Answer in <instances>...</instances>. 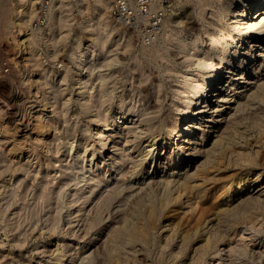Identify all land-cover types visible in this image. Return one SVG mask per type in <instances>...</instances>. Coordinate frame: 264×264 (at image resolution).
<instances>
[{
    "label": "rangeland",
    "instance_id": "374dc122",
    "mask_svg": "<svg viewBox=\"0 0 264 264\" xmlns=\"http://www.w3.org/2000/svg\"><path fill=\"white\" fill-rule=\"evenodd\" d=\"M159 1H161L159 2V8L162 11V17L145 18L139 25L128 29L113 22L109 1V6L106 9L104 8L102 12L103 16L90 17L88 22L85 21V18L92 11L94 0H55L50 9L47 25L34 32L30 28V23L35 16L34 4L31 6L32 13H29L28 17H23L21 25H19L20 19H16L15 0H0V79L5 81L8 88L14 93L11 102L20 111L19 116H16L17 118L7 121L5 106L0 101V264H57L56 262L61 254H65L66 260L62 261L65 264H207L205 261L207 259H210L209 264H221L218 258L215 257L217 249L223 250L225 257L223 264H264V200L262 202L256 196L261 190H264V97L262 100L256 98L252 103L253 107H251L252 104L248 107L245 106V108H241L242 111L240 109L234 114L235 104H238L236 102L242 103L241 100L245 101V99L242 96L233 97L229 103L230 109L227 108L224 114L215 117L219 121H215L208 131L206 144L213 140L214 136L217 138L223 127L224 131L226 130L233 137L234 142H231L232 144L236 145L243 140L246 141L245 136L252 135L249 138L253 139L251 141L253 145L245 147L243 153H232L233 156H230V159L227 156L218 159L217 163L220 166L216 172L213 171L215 176L211 178L212 180L210 177H195L189 183L193 189L189 188L191 189L189 190L184 187L185 189L182 188V192L178 196V192L175 193L176 191L162 190L161 181L157 180L163 178V176H158L159 173H164L162 167L165 162L162 158L155 168V162L150 166V170H157L153 173V176L157 177L145 180V182L148 181L149 186L144 182L140 184L142 190L138 188V190L131 191L129 189L133 192L132 194L128 190L129 187H125L126 185L131 187L132 184H135L133 188L137 186V180L135 182L129 176L130 173L125 172L130 171L137 162L136 160L143 156L141 154L145 152L147 147L145 144H149L150 137L153 134H156L157 137L159 135L161 138L158 139L155 147H162L165 139L170 134L167 129L173 127L183 110L195 99L191 91L192 88L196 87L203 77L214 68L215 60L213 61V57L216 58V65L220 63V57L223 55L220 46L223 41L230 42V46H234L241 41L242 34L233 29L234 23L232 20L234 18L230 17L231 10L241 7L246 1L248 2L246 6L248 8L254 0H232L231 2L230 0ZM251 9L253 11L255 7ZM175 11L180 12L179 16L173 17ZM19 26H22V30H19ZM91 27H96L92 31L94 34L87 30ZM21 31L25 35L23 36L24 39L28 38H26L25 43L18 42V38H23L20 37ZM212 34L215 35V40L209 47L210 53L206 52L207 48H204L200 53L202 61H195L197 54H199L196 52L199 51L201 45L195 46L192 50L186 48L184 49L185 52H180V41H189L194 36L209 38ZM97 36L100 37L101 41L95 47L96 50L87 52V63L83 64L84 66H76L74 55L82 49L83 44L88 42L90 38L93 39ZM254 52L261 60L262 58L258 55L259 51L254 50ZM186 54L191 55L187 56ZM108 62L111 63L108 64ZM107 65H109L108 68H103ZM93 67L97 68L92 73L90 69H93ZM263 68L264 66L260 70ZM97 71L98 73L101 71V76L96 73ZM251 74L248 76L254 75V73ZM259 75L261 77L259 81H264V76H261L263 74ZM102 78L105 79V82ZM84 79L86 80L85 83H81ZM254 79L257 78L254 77ZM249 87V85L246 86L247 89ZM80 90L86 92H80ZM88 90L91 91L88 92ZM84 93L85 95L91 94V100L86 105H82ZM102 96L106 99L103 97L105 101H101V103L98 99ZM94 97L95 99H93ZM40 99H43L42 103ZM22 100L23 102H21ZM95 100L98 102H94ZM91 103H94L95 110L99 108L96 107L97 105L100 106L97 115H101V119L104 117L110 120L119 108L126 112V119L117 124L116 134L112 129L105 132V134L108 133L106 136L112 133L115 135L114 138L110 137V147L114 141L119 140L118 134L124 130L125 125L130 127L133 125L134 130L136 127V131L138 129L142 131L138 130L136 137L131 136L128 138L131 139L127 142L126 148V152L130 157L129 161L127 160L118 169L116 168L118 171L110 169L107 172L110 182L108 181V185L100 186L99 198H92V202H86L83 205L77 199H79L78 197L82 198L81 193H78L80 187L83 186L81 182H84L85 177L75 188L74 185L69 188L62 185L64 190L62 189L61 192L59 191L60 185L65 184L64 181L66 182L69 177L54 178L63 167L69 166L72 161L78 160V156L81 157L80 153L82 154L84 150L82 157H85L87 166L93 165L91 163L94 159L88 163L92 156L95 158L97 155L93 148V145L95 147L97 143V138L93 135L92 137L90 131L95 125L94 123L89 124L90 114L94 110L90 107ZM52 105H54L53 108ZM85 106H89V108L85 109ZM194 109L195 112L191 114L192 116L189 115L188 119L178 126L170 138L167 139V144L171 143L168 150L177 148L179 144H182L184 137L182 131L185 128L193 124L199 125L196 124L201 119V115L197 112L199 105H196ZM101 110L102 112H100ZM228 112H232V114ZM61 113H64V115L62 114L63 117ZM35 115L37 118L41 117V121L44 122L42 124L46 126L42 125V128H47H43L45 131L48 130L46 133L42 128V130L39 129L40 131H35L36 133H31L37 119ZM22 116L23 120L28 122L25 125L29 129L26 128L25 131L17 132L16 129L12 128L14 125L12 123L15 120H20L19 117ZM45 117L47 119H44ZM237 117H240L237 120L238 123L236 121ZM99 121L102 122L103 120ZM105 122H99L101 128L104 127ZM256 122L259 124L256 125ZM230 123H235L236 127ZM149 127L150 129H148ZM232 127L235 128L232 129ZM257 127L258 130L256 131ZM199 128L194 127L191 132H198ZM238 129L244 132L241 138L238 136L240 134L236 133L239 131ZM67 133L70 135L67 136ZM71 133L73 134L71 135ZM245 133H248L249 136ZM146 135L147 137H145ZM56 138L58 139L57 142ZM65 139L67 143H65ZM4 140H7L6 143H2ZM40 141L41 144H38L37 142L40 143ZM138 146H141V148ZM15 147L16 149L19 148L17 149L19 151ZM230 148L226 150L229 151ZM55 153L56 155H54ZM110 153L108 152V155H106L104 151L101 152L96 157L95 162H101L102 164L104 161L99 162V160L102 157H106L105 160H107ZM234 155L235 159L232 161ZM232 162L236 163L232 165ZM182 163L186 164V161H182ZM47 164L51 168L48 171ZM149 165L150 163H146V167ZM106 168H109V166ZM189 168L190 166H188ZM102 172L105 171L102 169ZM88 173L85 175L87 176ZM255 173H260L261 180L250 188H254V191L251 192L252 200L249 197L250 193H246L248 187L244 189L245 192L240 193V198L238 196L237 200L233 202L235 204H232L233 207L229 206V209L225 208L226 211L221 212L220 209L225 205L221 202L223 200L221 198V200L215 202L212 200L215 198L214 194L215 190L219 188L218 186L227 184L234 174H245L248 178H252ZM150 181L154 183L150 184ZM54 182L55 184H53ZM129 182L130 184H128ZM59 183L60 185H58ZM144 184L148 186L147 188L144 187L145 190L142 187ZM113 186L115 187L112 188ZM120 187L121 189H119ZM258 187L261 190L255 191ZM56 188L61 194H64L62 197L59 196L63 198L62 200L57 197L63 203V206H60L61 203L57 198H52L58 196V194H54ZM76 188L78 189L73 190ZM117 189L119 190L117 191ZM200 189L204 192L202 193ZM120 190L122 191L120 192ZM76 191L79 192L76 193ZM167 191L171 194L169 192L170 195L165 194ZM49 192L55 196L50 194V198L47 196L49 194H46ZM185 194L187 195L185 196ZM173 197H176V199ZM254 197L257 199H254ZM167 198L169 199L167 200ZM187 198L191 199L190 202L186 201ZM253 199L257 202H252ZM75 200L77 202L74 207L67 208L69 206L68 201ZM79 200L81 201V199ZM96 200L99 202H96ZM45 201H47L46 204ZM48 201L51 203L48 204ZM191 203H194V205L197 203L198 205H195L196 208L192 205L191 207L194 209H188ZM50 204L52 207L48 206ZM150 207L153 208L152 216H148ZM198 211H200L199 216L202 215L201 217L198 216ZM58 213L60 220L57 219ZM216 213L217 216L219 215L218 217ZM77 214H80V216ZM76 218L78 219L76 220ZM52 219L58 220V225L54 223L55 221L51 222ZM69 222L71 224H68ZM165 223L167 225H164L162 229L160 225ZM91 225L93 230H90ZM45 226H47L46 231ZM95 231L97 232V238L92 240V237L89 236ZM170 232L171 234H169ZM235 235L238 236L235 237ZM86 238H90L92 242L85 244ZM80 239H84V242H81ZM204 239L208 242H205ZM36 243L42 245L39 246ZM244 243L246 247H250L246 248ZM37 245L39 246L36 247L38 249L35 248ZM243 248L244 250H242ZM80 256L82 257L80 258L81 261L78 259Z\"/></svg>",
    "mask_w": 264,
    "mask_h": 264
},
{
    "label": "bare ground",
    "instance_id": "6f19581e",
    "mask_svg": "<svg viewBox=\"0 0 264 264\" xmlns=\"http://www.w3.org/2000/svg\"><path fill=\"white\" fill-rule=\"evenodd\" d=\"M232 0H230L231 2ZM35 0H15V9L17 11V17L16 19H20V23H18L19 25H21V21L23 20V17H28L29 13H32V10H31V6L34 4ZM236 2V1H235ZM247 1L245 4H243L241 7H238V8H235V9H232L231 12H230V17L233 19L232 22L234 23V26H233V29L237 30V32H240L242 34L241 38H240V42L234 46H230V42H225L223 41V43L221 44V51L223 52V55H221L220 57V63L216 65V58L213 57V61L215 60V66L214 68L207 74L203 77V79L197 84L196 87L192 88V94L193 96H195V99H193L192 102H190L188 104V106L183 110L181 116L179 118H177V120L175 121L173 127H169L167 129V131L170 132L169 136H167L168 138L165 139V142L163 143L162 147L161 148H157L155 147V144L156 142L158 141L159 138H161L159 135L158 137L156 136V134H153L150 139H149V144H145L146 149H145V152L141 155L140 158H138L134 164V166H130L132 167L131 170L125 173H130L129 176H131L134 181L136 182L137 180V186L133 188V185L135 184H132V188L128 185H126L125 187H129L128 190L130 189L131 191L133 190H142V188L140 187L142 183L145 182V180L147 178H151V177H157V176H153V173L156 172L157 170H150V166L153 162H155V165H154V168L156 167V164L162 159L164 158V162H165V165H163L162 168V171L164 170V173L161 174L159 173L158 176H163V178H160V179H157L158 181H161L160 185L162 187V190L163 189H168L169 191H176L175 193L178 192L177 196L180 195L182 192V188L186 187V189H189V188H192L191 185L189 183H191L190 181L194 180L195 177H210V179L215 176L214 173L216 172V170L219 169V166L218 163H217V160L220 159L221 157L223 156H227L229 159H230V156H233L232 153H235V154H240V153H243L244 152V148L245 147H248L249 145H253L251 144L252 142V138H249V137H252V135H248V133H245L246 135H248L249 137L245 136L246 137V141L243 140L241 141L240 143L238 144H232L234 141H233V137L222 127V132H220L217 136V138H215L214 136V139L209 141L207 144H206V141L208 140V131L210 130V128L214 125V122L215 121H219V120H216L215 117H217L218 115H222L224 114L225 110L227 108H229V103H230V100H232L233 97H244L245 101H242V103L240 102H236L238 104H235V112L233 110V114L234 113H237V111H240V109L242 108H245V106H251V104L253 103V101L257 98L258 100H262V98L264 97V81H259L261 80V77L259 74H263L261 76H264V68L260 70L261 67L264 66V0H254L252 1V4L251 6H249L248 8L246 7L247 6ZM108 0H94V3H93V8H92V11L89 13V16L86 15V18H85V21L87 20L88 21V18L90 17H102V12L104 10V8L106 9V7H108ZM254 8L255 9L252 11L251 8ZM180 12H173V17H177L179 16ZM89 22V21H88ZM189 22V21H188ZM190 23V22H189ZM231 25H233L231 23ZM192 26V25H191ZM96 28V27H94ZM94 28H87V30L89 31H93L95 30ZM19 30H22V26H19ZM209 32V31H208ZM98 33V32H97ZM96 33V34H97ZM26 34V33H25ZM92 34H94V32H92ZM25 35H23L22 31H21V35L20 37H23ZM92 37V36H91ZM27 38V37H26ZM24 39L23 38H18V42L19 43H25L26 40L28 39ZM236 39V38H235ZM213 40H215V35L212 34L209 36V38H203V37H199V36H194L192 38L189 39V41H186L184 42L183 40L180 41V52H185L184 49L186 48H191V50L195 47V46H199L201 45L199 51L197 50L196 53H199L197 54L196 56V59L195 61L197 60V62H200L202 61L203 59H201V55L200 53L202 52V50L205 48L206 49V52L207 53H210L209 51V47H211L212 45V42ZM100 37L97 36L93 39H89L88 42H86L85 44H83V47L82 49L78 50V52L74 55V64L78 67H80V65L84 66L83 64H86L87 63V60H86V57L88 56V53L87 52H92L94 50H96V46L98 43H100ZM233 41V40H232ZM103 42V41H102ZM27 45V44H26ZM26 45H24V47H26ZM217 45V44H216ZM215 45V47H216ZM101 48V47H100ZM190 50V51H191ZM255 51H259V56L262 58L261 60L258 59V56L256 55V53L254 52ZM225 53V54H224ZM116 55V54H115ZM115 55H112V56H115ZM187 56L191 55V54H186ZM183 56V55H182ZM203 56V55H202ZM116 57V56H115ZM184 57V56H183ZM186 57V56H185ZM108 58V57H107ZM110 58H112L110 56ZM109 58V59H110ZM206 58V57H205ZM204 58V59H205ZM107 60V59H106ZM207 60V59H206ZM111 61V60H109ZM115 61V59H114ZM113 61V62H114ZM260 61V62H259ZM104 63H107V62H104ZM111 63V62H108V64ZM99 65H101V63H99ZM75 66V67H76ZM109 65H107L106 67H103V68H108ZM247 66V67H246ZM24 67V66H23ZM86 67V66H85ZM99 67V66H98ZM91 68V67H90ZM89 68V69H90ZM97 67H93V69H90V71L93 73V70L96 69ZM102 68V67H101ZM252 71V72H251ZM261 71V72H260ZM263 71V73H262ZM98 73V71L96 72ZM101 73V71H100ZM98 73V75L101 76V74ZM250 73H254L253 76H248ZM251 74V75H252ZM105 75V74H103ZM254 77H256L257 79H254ZM101 78V77H99ZM104 79V78H102ZM100 79V80H102ZM105 79H107L105 77ZM105 79L103 80V82H105ZM28 80V79H27ZM80 81V80H79ZM85 79L81 82V83H85ZM259 81V82H258ZM30 82V81H29ZM102 82V81H100ZM240 83H242V85H240ZM19 84V82H18ZM31 85V84H30ZM82 85V84H81ZM86 85V84H85ZM102 85H104L102 83ZM250 86L248 89L246 88V86ZM84 86V84H83ZM32 87V86H31ZM30 87V88H31ZM86 87V86H85ZM183 87V86H182ZM17 88V87H16ZM19 88V87H18ZM17 88V89H18ZM29 88V87H28ZM55 88V87H54ZM8 85L5 81H3L2 79H0V101L2 103L3 106H5V115H6V120L7 121H10V119L12 118H15L17 115L19 116V113L20 111L13 105V103L11 102V99L13 98V95L14 93L11 92V90L9 89L8 91ZM25 89V88H24ZM188 89V88H187ZM248 92H247V90ZM16 90V89H15ZM20 91H23L21 89H19ZM53 90V89H52ZM58 90V89H57ZM13 91V90H12ZM82 90H80L81 92ZM91 91V90H88V92ZM61 92V91H60ZM82 92H86V91H82ZM21 93V92H20ZM51 93V92H50ZM106 93V92H105ZM22 94V93H21ZM191 94V95H192ZM37 95V94H36ZM51 95V94H50ZM85 95V93H84ZM83 95V101H82V105H86V103H88V101L91 100V94H86L85 96ZM93 95V94H92ZM19 96V95H17ZM22 97V96H21ZM29 97V96H27ZM104 96L100 97V102L101 101H105L103 99ZM109 97V96H108ZM237 97V98H238ZM246 97V98H245ZM103 100H102V99ZM106 99V97H104ZM260 98V99H259ZM64 99V98H63ZM95 99V97L93 98ZM97 99V98H96ZM241 99V98H240ZM18 100V99H17ZM28 100V99H27ZM34 100V99H32ZM38 100V99H37ZM42 100L41 103L43 102V99H40ZM67 100V99H65ZM126 100V99H125ZM239 100V99H238ZM237 100V101H238ZM16 101V100H14ZM13 101V102H14ZM39 101V100H38ZM50 101V100H49ZM54 101V100H53ZM23 102V100L21 101ZM25 102V101H24ZM64 102V101H62ZM67 102V101H66ZM92 102V101H91ZM94 102H98L97 100H95ZM107 102V101H106ZM105 102V103H106ZM232 102V101H231ZM235 102V101H234ZM20 103V101H19ZM39 103V102H38ZM40 103V104H41ZM54 103V102H53ZM102 103V102H101ZM21 104V103H20ZM64 104V103H62ZM55 105V104H54ZM54 105H52V108L54 107ZM97 105V104H96ZM196 105H199V109H198V114L201 115V119L196 123V124H199L198 126H196L195 124L193 125H190L188 126L187 128L184 129V131H182L184 133V137H183V140H182V144H179V146L177 148H171L168 150V148L171 147V143L167 144L168 141L167 139L170 138L171 134L173 133V131H175L178 126H180L181 124H183L184 121H186L189 117V115H191L192 113L195 112V109L194 107ZM44 106H45V103H44ZM94 103L90 104V107L93 108L94 110H92V113L90 114V119H89V124H92L94 123L95 127L91 128L90 131H91V136H95V138H97V143L95 144V147L93 145V148H94V151L97 152V155L95 156V158L92 156L89 160H88V163L90 161H93V165L91 166H87L86 164V161H85V157H82V154L84 153V151L82 152V154L80 153L81 157L77 155H75V157L78 158V160H74L75 161H72L71 165L69 166H61L63 167L61 170H60V173L54 178V179H57V178H67L68 180L64 183L65 184H61L60 183L58 185H60L59 187V191L61 192V190L64 188H62L63 186L64 187H72L71 185H74V188L75 186H77V184L84 179V182L82 181L81 183H83V186L80 187V192L78 193L76 191V193L80 194L81 193V197H78L79 199H81V201L77 198L79 203L80 204H83L85 205L86 202H92V198L94 199H97L99 198V192H100V186L101 185H106L108 183V181L110 182L109 180V174H107L108 171L111 170H114L115 171H118L116 170V168L118 169V167H120L122 164H124L127 160L129 161V154L126 152V148H127V142L131 139H128L130 138L131 136L133 137H136L138 130L136 131V127H135V130L128 126V125H125L123 128L124 130L121 131V133H119V140H116L114 141L113 144H111V147L109 145L110 143V137H115V135L112 133V134H109L106 136V133L108 130L112 129L113 132H115L116 134V131L118 129L117 127V124L118 123H121L123 122L127 115H126V112H124L121 108H119V110L117 111L116 114H112L113 116L110 118V120H107L108 118H104L101 119L99 115V111L98 109L100 110V106H96V107H99L98 109L95 110L94 108ZM43 108V106H41ZM253 107V104L252 106ZM19 108V107H18ZM21 108V107H20ZM51 108V111L53 110ZM82 108V107H81ZM89 106H85V109H88ZM25 109V108H23ZM22 109V111H23ZM46 109V108H45ZM59 109V107H58ZM116 109H118L116 107ZM197 109V108H196ZM230 109V108H229ZM241 109V111H242ZM26 110V109H25ZM40 110V108H39ZM43 110V109H42ZM48 110V109H47ZM56 110V109H55ZM61 110V109H60ZM27 111V110H26ZM59 111V110H57ZM106 111V110H105ZM40 112V111H39ZM50 112V111H49ZM63 112V111H62ZM102 112V110L100 111ZM25 113V112H24ZM23 113V114H24ZM28 113V112H27ZM48 113V112H47ZM104 113V111H103ZM106 113V112H105ZM132 113V112H131ZM229 113V112H228ZM240 113V112H239ZM64 115V113H61V115ZM229 114H232L229 113ZM245 114V113H243ZM62 115V117H63ZM199 115V116H200ZM240 115V114H239ZM238 115V116H239ZM31 116V115H30ZM36 116V115H35ZM34 116V117H35ZM40 116V115H39ZM44 116V115H43ZM98 116V117H97ZM103 116V115H102ZM192 116V115H191ZM198 116V115H197ZM259 116V115H258ZM5 117V116H4ZM26 117V116H25ZM3 118V117H2ZM17 118V117H16ZM29 118V117H28ZM37 118V116H36ZM35 118V119H36ZM100 118V119H99ZM228 118V117H227ZM254 118V117H253ZM20 120H15V122L12 123L11 127L13 129H16V131H25L26 128H28V126H26L25 124L28 123V122H25L23 120V116L22 117H19ZM27 119V118H26ZM30 119V118H29ZM44 119H47L46 117ZM225 119V118H224ZM240 119V117H237L236 121ZM244 119V118H243ZM65 120V119H64ZM98 120H103V121H106L105 124H104V127L101 128L100 127V123H102L101 121L98 122ZM146 120V119H145ZM252 120V119H251ZM254 120V119H253ZM256 120H257V117H256ZM29 121V120H27ZM48 121V120H47ZM147 121V120H146ZM149 121V120H148ZM174 121V120H173ZM222 121V120H221ZM30 122V121H29ZM68 122V121H67ZM127 122V121H126ZM232 122V121H231ZM244 122V121H243ZM252 122V121H251ZM255 122V121H254ZM41 121V117H38L36 119V122L34 123V127H32V132L31 133H34L35 131L37 132L42 130L44 126ZM64 123V122H62ZM147 123V122H146ZM238 123V121H237ZM51 124V123H49ZM143 124V123H142ZM231 124V123H230ZM235 124V123H234ZM234 124H231V125H234ZM259 124L256 122V125ZM8 125V124H7ZM42 125L44 126L42 128ZM46 125V124H45ZM56 125V124H55ZM112 125V126H110ZM138 125V124H137ZM136 125V126H137ZM228 125V124H227ZM255 125V124H254ZM85 126V125H84ZM88 126H91V125H88ZM183 126V125H182ZM217 126V125H216ZM235 126V125H234ZM242 126V125H241ZM246 126V125H245ZM260 125H258L259 127ZM48 127V126H47ZM73 127V126H71ZM83 127V126H82ZM164 127V126H163ZM194 127H200L199 128V131L198 132H191L192 129H194ZM229 127V126H228ZM228 127H227V130H228ZM231 127V126H230ZM236 127V126H235ZM235 127H232L235 128ZM258 127L256 129V131L258 130ZM264 127V126H263ZM7 127L5 126V129ZM42 128V129H41ZM81 128V127H80ZM138 128V127H137ZM261 129V127H259ZM4 129V130H5ZM9 129V128H8ZM29 129V128H28ZM40 129V130H39ZM44 129H47V128H44ZM43 129V131H45ZM50 129V128H49ZM67 129V128H66ZM84 129V128H83ZM89 129V127H88ZM142 129V128H140ZM150 129V127L148 128ZM226 129V128H225ZM243 129V128H242ZM264 129V128H263ZM82 130V129H81ZM85 130H87V128H85ZM180 130V129H179ZM220 130V129H219ZM239 130V129H238ZM6 131H9V130H6ZM42 131V132H43ZM48 131V130H46ZM45 131V133H46ZM140 132L142 130H139ZM146 131V130H145ZM148 131V130H147ZM152 131V130H151ZM215 131V130H214ZM260 131V130H259ZM11 132V131H10ZM35 132V133H36ZM87 132V131H86ZM139 132V134H140ZM144 132V131H143ZM247 132V131H246ZM5 133V132H4ZM3 133V134H4ZM8 133V132H7ZM6 133V134H7ZM14 133V131H13ZM40 133V132H39ZM44 133V132H43ZM42 133V134H43ZM70 133V132H69ZM67 133L69 136L70 134ZM83 133V132H82ZM149 133V131H148ZM236 133L240 134L238 136H240L239 138L243 137V131L240 129L239 131H237ZM41 134V135H42ZM73 133H71L72 135ZM86 133H84L85 135ZM146 134V133H144ZM212 134V133H211ZM235 134V133H234ZM5 135V134H4ZM47 135V134H46ZM83 135V134H82ZM150 135V134H149ZM215 135V134H214ZM217 135V134H216ZM6 136V135H5ZM15 136V135H14ZM13 136V137H14ZM27 136V135H25ZM86 136V135H85ZM92 136V137H93ZM256 136V135H255ZM261 136V135H260ZM9 137V135H8ZM40 137V136H39ZM53 137V136H52ZM66 137V136H64ZM80 137H83V136H80ZM87 137V136H86ZM147 137V135L145 136ZM31 138V137H30ZM38 138V137H37ZM57 138H61V137H57ZM56 138V142H57V139ZM68 139V137H66ZM175 138V137H174ZM263 139V137H261ZM7 139V138H6ZM9 139V138H8ZM13 139V138H12ZM36 139V138H35ZM34 139V140H35ZM39 139V138H38ZM44 139V138H43ZM70 139V138H69ZM86 139V138H85ZM91 139V138H90ZM117 139V138H116ZM235 139V138H234ZM237 139V138H236ZM261 139V141H262ZM11 140V139H10ZM33 140V138H32ZM42 140V139H40ZM45 140V139H44ZM43 140V141H44ZM54 140V139H52ZM66 140V139H65ZM81 140V139H79ZM96 140V139H95ZM136 140V138H135ZM7 140H4L2 141L5 142ZM19 141V140H18ZM28 141V139H27ZM38 141V140H37ZM55 141V140H54ZM238 141V140H237ZM17 142V141H16ZM46 142V141H44ZM62 142V141H61ZM65 142V141H64ZM113 142V141H112ZM147 143V141H145ZM232 142V143H231ZM1 143V142H0ZM6 143V142H5ZM4 143V144H5ZM20 143H23V142H20ZM38 144H41V141L40 143L37 142ZM52 143V142H51ZM67 143V140L66 142ZM78 143V142H77ZM82 143V142H81ZM159 143V142H158ZM205 143V144H204ZM24 144V143H23ZM29 144V143H28ZM31 144V143H30ZM49 144V143H48ZM72 144V143H70ZM69 144L70 148H72V146ZM85 144V143H84ZM144 144V143H143ZM12 145V144H11ZM16 145V143H15ZM17 145H19L17 143ZM44 145V144H43ZM51 145V144H50ZM49 145V146H50ZM67 145V144H65ZM255 145V144H254ZM263 145V144H262ZM22 146V145H21ZM53 146V145H52ZM55 146V145H54ZM62 146V145H61ZM64 146V145H63ZM68 146V145H67ZM67 146H66V149H67ZM87 146V145H86ZM92 146V144H91ZM109 146V147H108ZM144 146V145H142ZM232 146H234V148H232ZM14 147V146H13ZM12 147V148H13ZM57 147V146H56ZM55 147V149H57ZM59 147V146H58ZM82 147V146H81ZM135 147L137 148V146L135 145ZM141 148V146H138ZM231 147V148H230ZM252 147V146H250ZM83 148V147H82ZM85 148V147H84ZM90 148V147H89ZM130 148V147H129ZM228 148H230L229 151ZM237 148V149H236ZM252 148H256V147H252ZM16 149V147H15ZM19 149V148H17ZM16 149V150H17ZM29 149V148H28ZM65 149V148H63ZM134 149V148H133ZM139 149V148H138ZM137 149V150H138ZM164 149V151L162 152V150ZM227 149V150H226ZM257 149V148H256ZM11 150V149H10ZM14 150V149H12ZM34 150V149H33ZM40 150V149H39ZM61 150V148H60ZM80 150V149H79ZM168 150V151H167ZM255 150V149H254ZM2 151V150H1ZM19 151V150H17ZM22 151V150H21ZM26 151V150H25ZM35 151V150H34ZM32 151V152H34ZM71 151V150H70ZM105 152L106 155H108V152L110 153L109 154V157L107 160H105L106 157H102L99 162L102 160L104 161L102 164L101 162L98 163V162H95L96 160V157H98V154H100L101 152ZM133 151V150H131ZM246 151V150H245ZM29 152V151H28ZM76 152V151H75ZM247 152V151H246ZM245 152V153H246ZM9 153V152H8ZM16 153V152H15ZM20 153V152H19ZM53 153V152H52ZM70 153V152H69ZM95 153V152H93ZM140 153V152H139ZM142 153V152H141ZM244 153V154H245ZM39 154V153H38ZM58 154V153H57ZM68 154V153H67ZM263 154V153H262ZM27 155V154H26ZM36 155V154H35ZM34 155V156H35ZM56 155V153L54 154ZM84 155V154H83ZM3 156V155H2ZM29 156V155H28ZM37 156V155H36ZM187 156V157H186ZM239 156V155H238ZM247 156V155H246ZM31 157V156H30ZM38 157V156H37ZM44 157V156H43ZM42 157V158H43ZM138 157V156H137ZM186 157V158H185ZM245 157V156H244ZM251 157V156H250ZM264 157V156H263ZM26 158V157H25ZM35 158V157H34ZM76 158V159H77ZM232 158V157H231ZM249 158V157H248ZM5 159V158H4ZM173 159V161H172ZM234 161L235 159V155L234 157L232 158ZM40 160V159H39ZM132 160V159H131ZM134 160V161H135ZM147 160V161H146ZM246 160V159H245ZM26 161V160H25ZM29 161V160H27ZM108 161V162H106ZM133 161V162H134ZM182 161H186V164H183ZM242 161V160H241ZM248 161V160H247ZM251 161V160H250ZM1 162V161H0ZM39 162V161H37ZM95 162V164H94ZM238 162V161H237ZM245 162V161H244ZM66 163V162H65ZM146 163H150L149 166L146 167ZM233 163H236V162H232V165H234ZM40 164V163H39ZM54 164V163H53ZM56 164V163H55ZM64 164V163H63ZM67 164V163H66ZM227 164V163H225ZM263 165V164H262ZM57 166V165H56ZM107 166H109V168H106ZM111 166V168H110ZM188 166H190V168L188 169ZM254 166V165H253ZM60 167V168H61ZM184 167V168H183ZM128 168V167H126ZM213 168V169H212ZM48 169H51L50 166L47 164V171ZM59 169V168H58ZM102 169L103 171H105L104 173L102 172ZM158 169V168H157ZM212 169V170H211ZM35 170V169H34ZM38 170V169H37ZM212 171V172H211ZM215 171V172H213ZM87 172H89L87 174V176L85 175ZM258 172V171H257ZM32 173V171H31ZM74 173V174H72ZM112 173V172H111ZM122 173H124V171H122ZM36 174V172H35ZM112 175V174H111ZM110 175V176H111ZM118 175V173H117ZM116 175V176H117ZM218 176V174H217ZM247 176L245 174L241 175V174H234L231 176L230 180H229V184H220V186H218L219 188H217L215 190V198H213L212 200L217 201V200H223L221 201L222 204H225L223 205V207L220 209L221 212H223L225 210V208L229 209L230 207L229 206H232V204H234L233 202L235 200H237L238 196L240 195V193L242 192H245L244 189L248 188V192L246 193H250L249 197H251V200H252V193L254 191V188L253 189H250L254 184H256L258 181L261 180V177H260V173H255V176L252 177V178H246ZM129 179V178H128ZM216 179V178H215ZM151 180V179H150ZM212 180V179H211ZM121 181V180H120ZM125 181L127 182V180L125 179ZM129 181V180H128ZM155 181V180H154ZM202 181V179H201ZM57 182V181H55ZM55 182L53 184H55ZM72 182V183H71ZM122 182V181H121ZM124 182V181H123ZM148 182V181H147ZM147 182H145L147 184ZM157 182V181H156ZM154 183V182H153ZM151 183L150 181V184H153ZM196 183V182H195ZM213 183V182H212ZM52 184V185H53ZM80 184V183H79ZM109 184V183H108ZM107 184V185H108ZM122 184V183H121ZM130 184V182L128 183ZM189 184V185H188ZM193 184V182H192ZM261 184V183H260ZM51 185V186H52ZM63 185V186H62ZM148 185V184H147ZM147 185H143L142 187H148ZM156 185H159V184H156ZM194 185V184H193ZM196 185V184H195ZM49 186L50 189H52V187ZM124 186V185H123ZM151 186V185H150ZM189 186V187H188ZM200 186V185H198ZM259 186V185H258ZM262 186V185H261ZM260 186V187H261ZM57 187V186H56ZM104 187V186H103ZM102 187V188H103ZM115 186H113L112 188H114ZM119 187V186H118ZM124 187V188H125ZM160 187V186H158ZM188 187V188H187ZM194 187V186H193ZM48 188V189H49ZM101 188V190H102ZM110 188V187H109ZM144 188V190L146 189ZM196 188V187H195ZM78 188L76 189H73V190H77ZM121 189V187L119 188ZM117 189V191L119 190ZM126 189V188H125ZM185 189V188H184ZM193 189V188H192ZM115 190V189H113ZM127 190V189H126ZM125 190V192H126ZM129 190V191H130ZM191 190V189H189ZM201 192H202V189H200ZM205 190V189H204ZM212 190V188H211ZM250 190V191H249ZM257 190H261L259 187L255 189V191ZM51 191V190H50ZM56 188V191L54 194H58V196L54 195L53 193H46V194H49L47 196H49L51 198V195L50 194H53L55 197H52V198H57V197H62L64 194H61ZM115 191V192H117ZM122 190H120L121 192ZM130 191V192H131ZM169 191L165 192L168 193ZM184 191V190H183ZM194 191V190H192ZM197 191V190H196ZM48 192V191H47ZM51 192H54V191H51ZM59 192V193H57ZM114 192V193H115ZM124 192V193H125ZM137 193H139L138 191H135ZM188 192V191H187ZM191 192V191H190ZM195 192V191H194ZM204 192V191H203ZM202 192V193H203ZM264 190L260 191L257 196V198H260L263 202L264 200ZM64 193V192H63ZM112 193V192H111ZM119 193V192H117ZM129 193V192H128ZM127 193V195H128ZM133 192H131L132 194ZM170 193V192H169ZM168 193V194H169ZM61 194V195H60ZM68 194V193H67ZM75 194V193H73ZM171 194V193H170ZM169 194V195H170ZM174 194V193H173ZM188 194V193H187ZM185 194V196L187 195ZM200 194V193H199ZM257 194V193H256ZM95 195V197H94ZM167 195V196H169ZM189 195V194H188ZM197 195V194H195ZM212 195V194H211ZM74 196V195H72ZM126 196V195H125ZM130 196V195H129ZM166 196V197H167ZM198 196V195H197ZM203 196V195H202ZM202 196H199V197H202ZM254 196V195H253ZM263 196V197H262ZM60 200H62L63 198H60ZM67 197V196H66ZM77 197V196H76ZM127 197V196H126ZM180 197V196H179ZM195 197V196H194ZM204 197H206L204 195ZM245 197H248V196H245ZM262 197V198H261ZM172 198V196H171ZM176 199V197H173ZM192 198V197H191ZM203 198V197H202ZM221 198V199H220ZM240 198V196H239ZM256 197H254V199H257ZM48 199V197H47ZM59 199L57 198V200L59 201ZM73 199V198H72ZM169 198H167L168 200ZM188 199V198H187ZM253 199V200H254ZM77 200L75 201H68L69 203V206H67V208H73L74 207V204H76ZM186 200V199H185ZM191 199H188L186 200L187 202H190ZM195 200V199H194ZM245 200V199H244ZM247 200V199H246ZM51 201V200H50ZM50 201H48V204L51 203ZM53 201V199H52ZM57 201V202H58ZM196 201V200H195ZM96 202H99L98 200H96ZM95 202V203H96ZM170 202V201H168ZM246 202V201H245ZM252 202H257V201H252ZM47 203V201H45V204ZM59 203H61V201H59ZM243 203V202H242ZM79 204V205H80ZM89 204V203H88ZM102 204V203H101ZM186 204V203H185ZM57 205H59L57 203ZM68 205V204H66ZM192 205H194V203H191L190 204V207H188V209L190 208H193L195 207V205H198L197 203L191 207ZM235 205V204H234ZM239 205V204H238ZM257 205V204H256ZM50 207V205H48ZM60 206H63V203H61ZM81 206V205H80ZM102 206H104L102 204ZM154 206V204H153ZM226 206V207H224ZM263 206V204H262ZM56 207V206H55ZM185 207V206H183ZM229 207V208H228ZM233 207V206H232ZM231 207V208H232ZM241 207V206H240ZM49 208V207H48ZM47 208V209H48ZM62 208V207H61ZM103 208V207H102ZM196 208V207H195ZM243 208V207H242ZM50 209V208H49ZM83 209V208H82ZM194 209V208H193ZM202 209V208H201ZM204 209V208H203ZM206 209V208H205ZM241 209V208H239ZM238 209V210H239ZM58 210V209H57ZM63 210V208H62ZM62 210L60 209V211L62 212ZM80 210V209H79ZM199 210V209H198ZM262 210V209H261ZM81 211V210H80ZM218 211V210H217ZM216 211V212H217ZM226 211V210H225ZM59 212V210H58ZM67 211H65L66 213ZM76 212H79V211H76ZM200 211H198V216H199V213ZM247 212V211H246ZM71 213V212H70ZM80 213V212H79ZM152 213H153V208L150 207V210H149V213H148V216H152ZM206 213V212H205ZM67 214V213H66ZM240 214V212H239ZM243 214V212H242ZM253 214V213H252ZM56 215V213H55ZM68 215V214H67ZM80 216V214H77ZM221 215V214H220ZM245 215V214H244ZM254 215V214H253ZM76 216V215H74ZM147 216V215H146ZM202 216V215H201ZM199 216V217H201ZM216 216H217V213H216ZM219 216V215H218ZM217 216V217H218ZM247 216V215H245ZM54 217V216H53ZM59 217V213L57 214V219L60 220ZM64 217V216H63ZM71 217V216H70ZM69 217V218H70ZM68 218V219H69ZM79 218V217H78ZM76 218V220L78 219ZM98 218V217H97ZM258 218V217H257ZM48 219V218H46ZM56 221V219H52L50 220L51 222L55 221L54 223L56 224L57 222L59 223V221ZM97 220V219H96ZM70 221V220H68ZM73 221V220H72ZM254 221V219H253ZM71 222V221H70ZM68 223V224H71V223ZM57 223V225H58ZM97 223V222H96ZM260 223V221H259ZM63 224V223H62ZM240 224V223H239ZM250 224V223H249ZM49 225V224H47ZM74 225V224H73ZM93 225V224H92ZM91 225V228L90 230H93V227ZM164 225H167V223L165 224H161V228L163 229V226ZM54 226V225H53ZM72 226V225H71ZM258 226V224H257ZM47 226H45V231L47 230L46 229ZM42 228V227H41ZM55 228V227H54ZM53 228V229H54ZM64 228V227H63ZM101 228V227H100ZM173 228V227H172ZM253 228V227H252ZM258 228V227H257ZM49 229V228H48ZM89 229V228H88ZM251 229V228H250ZM44 230V229H43ZM256 230V229H255ZM260 230V229H259ZM61 231H63L61 229ZM238 231V230H237ZM247 231V230H246ZM258 231V230H256ZM264 231V230H263ZM43 232V231H41ZM130 232V231H129ZM171 232H174V231H171ZM171 232L169 234H171ZM233 232V231H232ZM97 232H93L91 234V236L89 237H92V240L93 239H96L97 236H96ZM129 234H132V233H129ZM227 234V233H226ZM233 234V233H232ZM254 236L255 234L252 233ZM257 234V232H256ZM50 235V234H49ZM48 235V236H49ZM117 235V234H116ZM225 235V234H223ZM132 236V235H131ZM227 236V235H226ZM226 236H223V237H226ZM229 236V235H228ZM227 236V237H228ZM238 236V235H235V237ZM248 236V235H247ZM50 237V236H49ZM115 237V236H114ZM170 237V236H169ZM173 237V236H172ZM232 237V236H231ZM259 237V236H258ZM99 238V237H98ZM144 238V237H142ZM230 238V237H229ZM87 240H85V244H89L92 242V240H90V238H86ZM113 239V238H112ZM185 239V238H184ZM183 239V240H184ZM255 239V238H254ZM81 240V239H80ZM114 240V239H113ZM206 240V239H204ZM208 240V238H207ZM205 241V242H208V241ZM185 241V240H184ZM228 241V240H227ZM232 241V240H231ZM246 241V240H245ZM264 241V240H263ZM81 242H84V239L81 240ZM180 242H181V239H180ZM253 242V241H251ZM38 244V243H36ZM206 244V243H205ZM245 244V243H244ZM39 246H41L42 244H38ZM35 246L36 247H39V246ZM264 245V244H263ZM87 246V245H86ZM240 246V245H239ZM81 247V246H80ZM245 247H246V244H245ZM247 247H250V246H247ZM246 247V248H247ZM88 248V247H87ZM264 248V246H263ZM38 249V248H36ZM216 249V248H215ZM241 249V248H240ZM131 250V249H130ZM244 250V248L242 249ZM80 251V250H79ZM236 251V250H235ZM77 253V252H76ZM88 253V252H87ZM75 254V253H74ZM84 254V253H83ZM237 254H238V251H237ZM76 255V254H75ZM86 255V254H84ZM74 256V255H73ZM83 256V255H81ZM79 257L78 259L82 258V257ZM235 256V255H234ZM243 256V255H242ZM215 257L218 258L219 260V263L223 264L225 262V257H224V253H223V250L222 249H217V253L215 255ZM236 257V256H235ZM56 259V258H55ZM66 260V257H65V254H61L59 257H58V260H57V264H65V263H62L63 260ZM259 259V258H258ZM74 260V259H73ZM72 261V260H71ZM81 261V259H80ZM207 262V264H209L210 262V259H207L205 260ZM243 261V260H242ZM263 261V260H262ZM68 263V262H67ZM238 263V262H237ZM212 264V263H211ZM240 264V263H239ZM242 264V263H241ZM263 264V263H262Z\"/></svg>",
    "mask_w": 264,
    "mask_h": 264
},
{
    "label": "built area",
    "instance_id": "2783aa9c",
    "mask_svg": "<svg viewBox=\"0 0 264 264\" xmlns=\"http://www.w3.org/2000/svg\"><path fill=\"white\" fill-rule=\"evenodd\" d=\"M112 20L115 24L123 25L128 29L142 23L145 18L162 17L159 0H108ZM55 0H35V16L30 23L34 32L41 30L48 22L50 9ZM26 29V28H25Z\"/></svg>",
    "mask_w": 264,
    "mask_h": 264
}]
</instances>
